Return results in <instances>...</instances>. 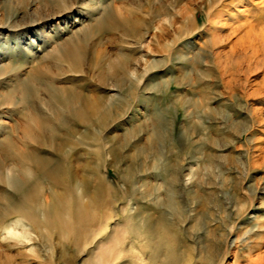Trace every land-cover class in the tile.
<instances>
[{
	"label": "rangeland",
	"instance_id": "374dc122",
	"mask_svg": "<svg viewBox=\"0 0 264 264\" xmlns=\"http://www.w3.org/2000/svg\"><path fill=\"white\" fill-rule=\"evenodd\" d=\"M0 76V144L48 118L66 147L28 142L59 166L42 194L107 225L93 242L46 227L39 197L41 227L0 229L6 264H82L113 228L142 264H264V0H0ZM49 87L83 117L46 113Z\"/></svg>",
	"mask_w": 264,
	"mask_h": 264
},
{
	"label": "bare ground",
	"instance_id": "6f19581e",
	"mask_svg": "<svg viewBox=\"0 0 264 264\" xmlns=\"http://www.w3.org/2000/svg\"><path fill=\"white\" fill-rule=\"evenodd\" d=\"M62 52V56H67L69 51L68 49H65ZM49 90L51 94H49L48 99H40V101L44 111L52 118H57L59 115L50 108V105L62 107L65 113L72 114L74 117H83L82 114L78 112L80 109L75 110L69 107V104L74 102L70 97L68 90H54L52 87H49ZM31 92L32 91L28 90L23 83L18 87V90L12 91L11 95L15 96V98L13 97L15 100H21L22 105L25 106L29 102ZM13 103L15 102L13 101ZM50 124L51 122L48 118H45L44 115L41 117L35 115L33 111L28 112L25 115L24 130H21V133L25 135L24 140L26 141H23L15 134L14 137L11 139H5L0 144V229L4 226L7 229L9 227V220H15L16 223L25 221L27 226L22 224V230L20 229L21 231L18 236V238H25L26 235L35 231L37 226L41 227V223L38 221V218L35 217V213H37V206L42 205L43 203L44 226L57 228L67 235L68 232L73 234L76 228H80L84 230L82 232L83 237H80V239L89 238L91 239L90 241L93 242L95 239H98L106 233L107 225L104 227L100 225L92 230L89 227V224L91 223V219H89L90 217L87 218L88 221H84L83 224L81 222L77 226H74L72 223L69 225L68 218L70 217L69 214L71 210L68 208V200L70 199H67L65 195L61 196L56 195L55 193L50 195L42 194L40 179H42V181L48 180L52 186L58 184V174L56 173V170L59 166L50 156V158L47 156L41 157L39 150L35 149L36 147L32 148L27 144L28 142H31L38 147L44 146L53 150H58V153H62L64 149L60 146L65 145L66 147V143H56L54 135L52 136L53 133L49 130L48 132L50 133L47 134V128ZM39 197L40 201L41 197L43 198L42 203H40ZM77 212H79V210ZM27 227H29V229ZM26 228L28 231H26ZM134 234L138 240L144 239L141 238V234H139L138 231H135ZM245 234L246 233L243 235ZM120 238L123 239L122 245L119 242ZM127 240L128 239L125 238V231L121 228H113L109 233L107 244H104L103 241L98 242L96 252H94V254H92L87 260H84L82 264H115L116 260H119L122 256H124V258L132 257L138 259L140 264H142V259L139 258L140 255L139 257H134L136 253L135 255L132 253L135 249L133 241L130 242V247L127 249L123 248ZM165 245L167 246V244ZM16 254L19 256L23 255L20 252ZM13 259L14 258L8 256V254H3V249L1 250L0 248V264H6L7 261H12ZM238 260L239 259H236L233 264H238ZM150 261V264H157L153 258L150 259ZM249 262L252 263L251 260H249ZM163 264H177L176 258L166 254V259Z\"/></svg>",
	"mask_w": 264,
	"mask_h": 264
}]
</instances>
